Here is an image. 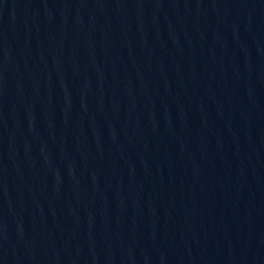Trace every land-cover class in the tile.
Masks as SVG:
<instances>
[{
  "label": "water",
  "instance_id": "water-1",
  "mask_svg": "<svg viewBox=\"0 0 264 264\" xmlns=\"http://www.w3.org/2000/svg\"><path fill=\"white\" fill-rule=\"evenodd\" d=\"M0 264H264V0H0Z\"/></svg>",
  "mask_w": 264,
  "mask_h": 264
}]
</instances>
